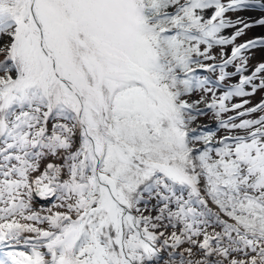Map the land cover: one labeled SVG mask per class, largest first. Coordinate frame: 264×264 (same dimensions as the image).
I'll list each match as a JSON object with an SVG mask.
<instances>
[{
	"label": "snow or ice",
	"instance_id": "snow-or-ice-1",
	"mask_svg": "<svg viewBox=\"0 0 264 264\" xmlns=\"http://www.w3.org/2000/svg\"><path fill=\"white\" fill-rule=\"evenodd\" d=\"M256 27L264 0H0V264H264Z\"/></svg>",
	"mask_w": 264,
	"mask_h": 264
},
{
	"label": "rangeland",
	"instance_id": "rangeland-1",
	"mask_svg": "<svg viewBox=\"0 0 264 264\" xmlns=\"http://www.w3.org/2000/svg\"><path fill=\"white\" fill-rule=\"evenodd\" d=\"M242 15H245V16H248L246 15V13H243ZM257 27L256 28H253L251 29L250 31H248L247 35L242 37L241 38V41L239 42H242L243 40H246V39H249V38H252V37H255V31H256ZM261 55H262V51L261 50H256V60H259L261 58ZM256 60L253 61V63L256 62ZM261 93H257L253 98H252V101L253 103H256L258 102L260 99H261Z\"/></svg>",
	"mask_w": 264,
	"mask_h": 264
},
{
	"label": "bare ground",
	"instance_id": "bare-ground-1",
	"mask_svg": "<svg viewBox=\"0 0 264 264\" xmlns=\"http://www.w3.org/2000/svg\"><path fill=\"white\" fill-rule=\"evenodd\" d=\"M246 15H256V13H246ZM254 34H255V37L264 35V28L257 27V29H256Z\"/></svg>",
	"mask_w": 264,
	"mask_h": 264
}]
</instances>
